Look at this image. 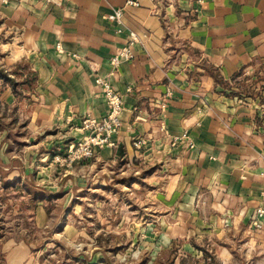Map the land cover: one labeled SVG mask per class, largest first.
Returning a JSON list of instances; mask_svg holds the SVG:
<instances>
[{"label":"crops","instance_id":"0c3cea01","mask_svg":"<svg viewBox=\"0 0 264 264\" xmlns=\"http://www.w3.org/2000/svg\"><path fill=\"white\" fill-rule=\"evenodd\" d=\"M138 2L0 0V24L20 38L18 58L38 72L27 127H54L65 139L82 140L84 116L100 119L108 111L94 82L95 74L105 76L122 95L123 110L114 145L100 156L162 157L166 208L186 210L206 232L242 230L245 245H264V218L260 229L250 225L264 208V0H204L196 11L194 0L176 7ZM123 6L117 32L105 16ZM129 31L139 39L135 56L114 69L109 58ZM242 76L250 81L245 93L233 86ZM137 139L142 151L134 148ZM184 223H163L172 230L164 240L188 237Z\"/></svg>","mask_w":264,"mask_h":264},{"label":"rangeland","instance_id":"374dc122","mask_svg":"<svg viewBox=\"0 0 264 264\" xmlns=\"http://www.w3.org/2000/svg\"><path fill=\"white\" fill-rule=\"evenodd\" d=\"M161 2L176 7L178 0ZM20 47V38L0 24L4 264H264V245H245L242 230L206 232L189 222L186 210L166 208L168 168L162 157H101L103 146L71 160L83 139H65L54 127L36 132L27 127L38 72L18 58ZM243 78L233 86L245 93L250 81ZM4 92L12 94V103ZM180 217L188 237L164 240L172 231L164 224L180 223Z\"/></svg>","mask_w":264,"mask_h":264},{"label":"built area","instance_id":"2783aa9c","mask_svg":"<svg viewBox=\"0 0 264 264\" xmlns=\"http://www.w3.org/2000/svg\"><path fill=\"white\" fill-rule=\"evenodd\" d=\"M197 10L204 0H194ZM125 6H138V0H125ZM123 7H113L111 11L105 16L106 19L116 24V31L121 32L123 27ZM129 37L125 43L109 58V63L112 68H117L123 61H129L134 58V46L139 41L135 32L129 31ZM58 52H62L63 48L60 42L55 45ZM94 82L101 88L102 95L108 105L107 113L100 119H96L90 114H86L81 120V129L86 131L85 138L78 143V148L70 155L71 160L79 157H90L94 152L106 145H114L111 138L117 133L121 127V112L123 110L122 95L119 91L114 89L105 76L95 74ZM130 90V88H128ZM159 107L164 108L165 104L160 102ZM161 130H165L164 123L160 125ZM144 144L142 139H137L133 142L136 148H141ZM191 145V144H190ZM264 218V208L255 210L250 219V225L254 229L262 227Z\"/></svg>","mask_w":264,"mask_h":264},{"label":"trees","instance_id":"16d2710c","mask_svg":"<svg viewBox=\"0 0 264 264\" xmlns=\"http://www.w3.org/2000/svg\"><path fill=\"white\" fill-rule=\"evenodd\" d=\"M1 78L6 80V81H10L11 80L7 75H4V74H3V76ZM216 81L217 82H222V80L219 79L218 77L216 78ZM1 235L2 234H0V237H2ZM3 258H4V255L2 253H0V264H4V259Z\"/></svg>","mask_w":264,"mask_h":264}]
</instances>
